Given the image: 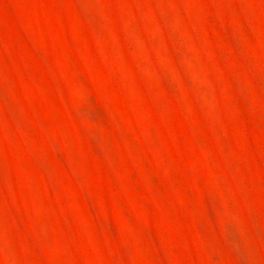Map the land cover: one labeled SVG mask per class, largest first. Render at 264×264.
<instances>
[{
	"label": "rangeland",
	"instance_id": "rangeland-1",
	"mask_svg": "<svg viewBox=\"0 0 264 264\" xmlns=\"http://www.w3.org/2000/svg\"><path fill=\"white\" fill-rule=\"evenodd\" d=\"M0 264H264V0H0Z\"/></svg>",
	"mask_w": 264,
	"mask_h": 264
}]
</instances>
